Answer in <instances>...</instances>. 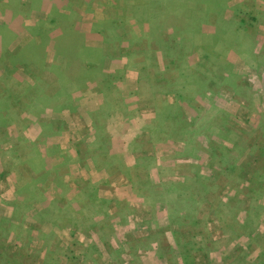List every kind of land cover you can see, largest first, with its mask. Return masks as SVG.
Listing matches in <instances>:
<instances>
[{
	"label": "crops",
	"instance_id": "obj_1",
	"mask_svg": "<svg viewBox=\"0 0 264 264\" xmlns=\"http://www.w3.org/2000/svg\"><path fill=\"white\" fill-rule=\"evenodd\" d=\"M164 1L0 0V111L7 109L0 122V253L6 248L8 260L17 259L24 245L42 246V258L55 264H264V194L235 211L232 222L227 213H214L194 191L195 175L202 187L210 177L194 163L191 169L180 165L210 160L204 143L199 157L188 150L187 142L202 133L186 131L183 124L169 134L164 125L172 124L178 105L184 122L195 121L187 117L190 104L201 106L189 96L183 106L163 87L173 40L146 32L162 29L155 19ZM172 1L173 18L184 14L205 36L221 32L238 39L247 30L251 51L264 56V0H225L214 19L192 2ZM53 16L58 24L47 29ZM72 30L86 55L101 49L103 58L80 64L72 104L39 102L35 85L58 91V78L50 68L39 74L37 60L20 51L45 44L38 61L62 66L54 46L65 43ZM128 30L143 37L138 55L114 47L127 43L114 44L113 34ZM234 48L223 53L233 61V72L251 71L254 78L253 69L261 65L263 76L264 64L255 63L262 59ZM11 82L19 83L17 91ZM20 88H26L20 102L5 105V93ZM201 107L209 109L210 102ZM220 202L227 207L225 198Z\"/></svg>",
	"mask_w": 264,
	"mask_h": 264
},
{
	"label": "trees",
	"instance_id": "obj_2",
	"mask_svg": "<svg viewBox=\"0 0 264 264\" xmlns=\"http://www.w3.org/2000/svg\"><path fill=\"white\" fill-rule=\"evenodd\" d=\"M224 1L225 0H178V6L179 5H184L187 2H192L196 6H198L199 9L204 8L206 11H210L212 14L211 19L216 18L217 14H221V12L224 11ZM173 3V5H172ZM164 4V9L159 15L156 17L157 25L161 26L162 29H152L148 30L146 32V35H151V34H158L161 35L160 32L163 34L169 35L167 36L168 38H171L173 40V45L168 47L167 55L165 58H167L168 63L166 64V76L163 78L164 82L163 87L171 91L175 98L180 101V104L183 106H187L188 99L187 96H189V100H194L198 101V97H206V92H209V96L211 95H217L219 96L220 93L216 90H214V87L212 85L216 84H221L225 83L235 85V86H242V82L240 80L237 81L238 76L233 72L232 70V62L224 55L223 53H226V49L228 47H235L234 50H238L239 48L246 49L250 57H259L261 61L256 60V65L264 64V56L263 54L261 55L258 52H253L251 50L252 46L251 41L247 38L252 37V35L245 29H242L240 31L245 30L244 32L241 33V36H245L246 40L239 41V38L241 37L239 35L238 39L237 36H224V35H219L221 32H218L216 34H213L214 36H205L203 34H200L196 26L190 22L189 20L186 19L185 15L182 14L178 18H173V10L175 9L174 6V1L172 0H165L163 2ZM207 16V17H210ZM55 16L52 17L49 21L52 24V27H47L53 28L55 27L56 23ZM244 21V19H241ZM57 21V17H56ZM44 24L46 22H43ZM153 26V25H152ZM41 31V29H40ZM49 31V30H48ZM36 33L41 34L42 32H37ZM127 33L126 35L124 34H117L114 33V44H117L119 41L122 42L121 40H124L127 44L121 43L117 44L115 47L116 50L121 51V52H129L130 54L136 53L138 55L140 53V41L143 37H138L134 35L133 32L131 31H124ZM123 33V32H122ZM189 36V37H187ZM71 37V38H70ZM179 38V41H176L175 38ZM183 43V44H181ZM58 44V43H57ZM180 44V45H179ZM238 44V45H237ZM80 42H79V35L77 34L76 31L72 30L69 31L68 38L65 43H59V45L55 44V48L57 50V54L61 58V63L64 62L65 67L59 66L58 64H48L44 65L40 57L44 55L45 53V44H35V43H30L26 47H24L20 52H22L23 55H30V60L31 62H34L33 60H37L36 63V68L37 72L40 74L44 70H47L50 68L53 70L54 74L58 78L59 82V88L58 91H56L54 88L50 87L48 92H45L42 87L35 85L34 87V92L33 95L36 97V100L39 102H46V104L52 105H70L75 101V97L72 95V91L79 85V80H76L77 77V71L80 68V64H83V62L87 63H97L100 62L103 58L102 51L100 49V52L98 53L99 49L95 50L97 51V54L95 56L92 54H87L85 52V48H87L85 45H82V49H80ZM61 46V48L59 47ZM179 46V49L177 50ZM78 48L79 51L75 50V48ZM148 48V46H147ZM159 48V47H157ZM83 50V51H82ZM193 55L191 59H188V55ZM135 55V56H136ZM189 55V56H190ZM92 57V58H91ZM33 59V60H32ZM89 59V60H88ZM55 66V67H54ZM64 73V74H63ZM16 82H11L8 86L15 91H17V87L15 85ZM229 86V85H228ZM245 90H250V87L245 83L244 85ZM23 87V86H22ZM26 88H20L18 89V93H10L9 90L8 92L5 93L4 100L5 105H8V102L11 103L13 102H20V92L24 91ZM115 89L114 92L119 94V90L117 87L113 88ZM6 90V89H5ZM31 91L26 95V98L28 99L29 96H33L30 94ZM19 99V100H18ZM8 100V102L6 101ZM12 102V103H13ZM4 107V106H3ZM170 107V104L166 101V103H163V109L167 110ZM4 111H0V122H3L5 120L4 114L7 112L6 108H2ZM1 109V110H2ZM194 109V107H193ZM200 109L202 110V107L200 106ZM214 110V120L216 123L220 125L219 131L216 133V135H219V138L221 140H225L227 138V132L231 133L234 135V137H241L240 132L241 130L238 128L236 123H232L230 120L229 113L223 109V107L218 106L214 102H210V108ZM209 109L204 110L207 112ZM164 110V114L166 113L165 117L169 118L171 116L170 111ZM196 112L197 109H194ZM33 112L34 110H31ZM4 113V114H3ZM2 114V115H1ZM182 110L180 109V106H177V111H175L174 116L171 120L172 124H168V133L172 134L173 131L177 132V128L181 126L180 130H183V124L185 126H188L189 128L186 129V131H192L197 129V127L190 128L191 123H195L198 121H193V122H184V118L182 116ZM3 118V119H2ZM197 117H194L193 120H195ZM4 126V125H2ZM195 126V125H194ZM217 127V125H216ZM225 128V133H223ZM186 131H182L185 133ZM227 131V132H226ZM238 131V132H236ZM263 131V132H262ZM257 135L264 133V129H262ZM205 134L204 131H200ZM210 131L207 130V135L210 137H207L208 140V145L207 149L205 151L209 152L211 155V164L210 166H213L212 163H218L219 166L222 168L220 169L221 171H228L233 172L236 170H239L240 167L237 163V159L234 158V156H231V151H226L222 152L221 154L217 153L213 148L215 146H218V148H223V145H220L217 143L214 139H212ZM2 134V132H1ZM196 135V134H195ZM190 143V144H189ZM187 144L191 147H189L188 150H192L191 152H194L196 157H199V154L196 152L197 150H202L201 148V143L196 139L191 140V142H187ZM233 147V146H232ZM234 149H237L239 151V155L242 151H240L238 148V144L234 145ZM212 149V151H211ZM251 152L253 151H259L260 154L257 156L255 159V163H260L259 165V170H264V137H258L256 141H254L250 148H248ZM193 154V153H191ZM232 160V162H231ZM260 160V161H259ZM264 175V172H263ZM198 176L201 177L199 174ZM257 178L260 180L262 183H264V178L261 174H256V173H245L243 174V180L251 181V177ZM252 177V178H253ZM259 177L261 179H259ZM200 182V180H198ZM201 183V182H200ZM251 187V186H248ZM253 188L246 189L244 191V195L248 194L251 192ZM258 195H255V197L248 196L246 197V201L248 200H258L263 194H264V189L259 188L258 190Z\"/></svg>",
	"mask_w": 264,
	"mask_h": 264
},
{
	"label": "rangeland",
	"instance_id": "obj_3",
	"mask_svg": "<svg viewBox=\"0 0 264 264\" xmlns=\"http://www.w3.org/2000/svg\"><path fill=\"white\" fill-rule=\"evenodd\" d=\"M122 34L126 35L127 33L123 32ZM229 60L233 64L231 58ZM260 66H258V70L253 69V72L255 74L258 73L257 77L255 76L254 78L250 77L251 74L254 75L253 73H251V71L239 73V69L235 67L237 71L235 70L236 72L234 73L238 76L237 81L240 80L242 82V86H235L231 84H228V86L226 82L212 85L214 87V90H220L222 94L220 93L219 96L211 95L206 98L203 97L200 98L197 102H195L199 106H202L209 102H214L218 106L223 107L224 110L226 109L225 111L229 113L230 120L232 121V123H236L238 128L241 130V137H234L233 134L226 131L227 138H225V140H221L219 138V135H216V133L220 129V125L214 120V110L209 109L207 112H205L204 109L201 110L200 107L196 108V106L193 104H190V107L186 108V110L188 111L187 117H189L190 120H193L194 117H197L195 121L198 122H195V127H197V129H199L200 131L205 130L204 135L203 132H201L203 135V139L202 135L198 137L200 143H204L205 148L207 147L208 142L205 139H207L206 137H210L207 135L208 130L210 131L209 133L212 139H214L220 145L224 146L223 148H218V146H215V148L213 149L219 154H221L222 152L231 151V156H234V158L237 159V163L240 169L233 172H229V174L228 171H221L220 169L222 167L219 166L218 163H212V165L214 164V167H209L210 160L207 161L206 158V161H203V159H201L196 160L195 162L191 161L188 164L185 162L180 163V165L189 167V169H191L189 164L194 163L197 169L200 167V174L202 173L201 175L204 174L210 177H206L203 179L204 187H202V179H196L195 175V180H200L201 182L199 184L197 183V181L194 182V191H196V199L198 197L203 198V200H205L204 205L210 203V207H214V213L216 214L227 213L226 217L227 220H230L229 222H232L231 216H233L235 211L238 212L239 209H242V206L247 205L248 201L245 200L246 197H255V195H258V190L260 187L264 189V183H262L257 178H254L253 176V178L251 177L250 182L247 180H243V174L248 172H250V174L252 172L256 174H261L264 178V170H259V165L261 164H257L254 162L256 159V155L258 156L260 154V150L257 152H251L248 149L250 148L251 144L258 139V137H264V133L262 135V129H264V93H262L264 91V74L263 76L261 75V68L263 66ZM245 83L250 87V90L244 89L243 85ZM193 107L194 109H197V111L200 112H196ZM164 115H166V113ZM168 124L164 125L167 126ZM223 129V133H225V128L223 127ZM260 131H262L261 134L257 135ZM158 135L160 136V133H158ZM191 135L192 134L188 133V135L184 136L191 137ZM236 144H238V146L240 147L238 149L242 151L240 155L239 151L233 148ZM259 179L261 178L259 177ZM249 188H253L250 193L246 195L242 194L246 189ZM221 198L226 199L227 207L221 204ZM229 204H231V208L229 207ZM20 240L21 242L24 241V239ZM30 249H36L37 252ZM39 249L41 252L39 251ZM4 250L5 251H3L2 254L0 253V264H15L17 261H19V264H55L54 260H50L49 262H47L46 258H42V252L44 251L42 249V246H36L32 248L22 245L19 248V254H17V259L12 257L11 261L8 260L6 257L8 250L6 248ZM58 251L59 250H57V252Z\"/></svg>",
	"mask_w": 264,
	"mask_h": 264
}]
</instances>
